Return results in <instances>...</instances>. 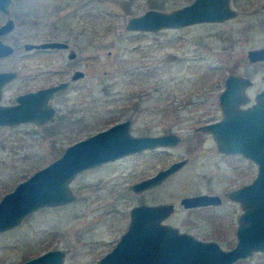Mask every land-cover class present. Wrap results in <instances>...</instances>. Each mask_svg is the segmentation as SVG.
<instances>
[{"label":"rangeland","instance_id":"rangeland-1","mask_svg":"<svg viewBox=\"0 0 264 264\" xmlns=\"http://www.w3.org/2000/svg\"><path fill=\"white\" fill-rule=\"evenodd\" d=\"M188 1L31 0L24 6L26 13H17L15 35L69 37L77 53L73 63L59 52L27 57L16 53L11 64L21 77L67 66L84 70V76L54 98V122L0 126V197L54 159L56 151L127 116L133 134L173 132L179 140L76 173L69 183L73 200L40 207L0 232V264H22L52 247L64 250L63 264H94L126 228L130 208L141 202H172L165 219L181 230L216 240L224 248L236 243L241 207L227 191L248 179L250 168H236L242 166L239 158L218 154L210 132H195L194 127L222 117L219 93L229 73L251 80L242 104L255 102L264 85V60L252 61L248 50L264 46L263 0H230L238 14L222 21L157 31L125 27L128 17L151 6L170 10ZM39 74L29 84L58 80L64 72ZM26 83L16 80L6 94ZM183 157H188L184 166L160 183L139 191L131 187ZM204 192L219 194L222 200L205 207L180 202ZM232 264H264V251Z\"/></svg>","mask_w":264,"mask_h":264},{"label":"water","instance_id":"water-1","mask_svg":"<svg viewBox=\"0 0 264 264\" xmlns=\"http://www.w3.org/2000/svg\"><path fill=\"white\" fill-rule=\"evenodd\" d=\"M261 7L264 8V0ZM237 14L229 0H192L170 10L147 8L128 17L125 27L157 31L195 22L222 21ZM63 45L64 42L56 40L26 44L27 47ZM11 50L12 46L0 44V54ZM248 56L252 61L264 59V46L249 49ZM83 74L84 71L78 69L72 78ZM13 75L11 71H0L3 80ZM250 81L241 74H227L219 93L222 117L198 126L213 135L219 150L238 152L258 164L252 181L227 191L229 197L239 201L242 207L235 230L236 243L224 248L216 240L202 239L162 223L161 220L173 210L172 202H141L130 208L126 229L97 264H232L254 251H264V87L256 93L253 104L241 107L240 104L248 99L245 86ZM67 84L68 81H60L17 95L15 104H0V125L15 126L22 122L40 125L53 121L56 109L48 99ZM130 126L131 119L125 117L75 140L50 162L17 182L0 197V232L16 226L25 215L40 207L73 200L75 195L69 183L81 170L146 148L173 145L179 140L173 132L136 135ZM186 160H174L131 187L139 191L154 186ZM220 201L221 197L216 193L186 195L180 199L181 204L188 207ZM63 256V249L53 247L26 258L22 264H63Z\"/></svg>","mask_w":264,"mask_h":264},{"label":"flooded vegetation","instance_id":"flooded-vegetation-1","mask_svg":"<svg viewBox=\"0 0 264 264\" xmlns=\"http://www.w3.org/2000/svg\"><path fill=\"white\" fill-rule=\"evenodd\" d=\"M191 1L192 0H189L188 2H185V3L181 4V5L187 4V3L191 2ZM29 2H31V0H0V44L12 46V50L11 51L3 53V54H0V71H11V72H14L13 76H10L9 78H6L4 80L0 79V104H3V105L15 104L16 103V96L21 94V93L35 91V90H38V89H40L42 87H45V86H48V85H51V84H55V83L60 82V81H68V84L66 86L56 90L53 93V95L48 99V103L50 105H52L55 109H57L55 104L53 103L54 98L58 95V93H61L66 88H68L71 85L72 82H75L80 77L84 76V74L82 76L77 77V78H72L73 73L76 70L79 69L76 66L71 68V69L67 68L68 66L66 68H54V69H49V70L46 69V70H44L46 72H49V71H52V72H55V73H59L60 72V74L64 72V75L61 76L58 80H49L47 82L35 85V83L29 84V82L33 81L35 79V77L40 75L39 73L44 72V71H39L37 74H35V73L28 74V75L25 74V77H21L20 70L14 68V66L11 64L12 63L11 58L16 53H22L23 56L27 57V56L36 55V54H47V53L59 52L63 56H65V59H66L67 63H73L71 61L75 62L76 61L75 59L77 58L76 50L72 47V43L73 42H72V40L69 37H64L63 38V37H60L57 34H52V35L37 37L35 39H30V38L21 39L19 35H15V29H16V26H17V20H16L17 19V13L18 12L26 13V9L24 10V6L27 3H29ZM229 2H230V0H229ZM181 5H179V6H181ZM179 6H177V7H179ZM151 7L152 8H157L155 6H151ZM151 7H149V8H151ZM172 8H176V7H172ZM51 40L64 42L65 45L59 46V47H37V46L27 47L26 46V44H35V43H40V42H44V41H51ZM5 60L7 61L6 63L4 62ZM258 61H260V60H258ZM21 78H22V82H28V83H26L25 85L23 84V86H21L17 91H14L12 94H9V95L6 94L7 93V89H9V87H11V85H13V83L16 80H19ZM263 87H264V85L260 89H262ZM259 90H257V91H259ZM248 103L247 104H242L241 103L240 106L241 107H247V106L253 104L254 102H251V103L248 102ZM218 104H219L220 109H221V105H220L219 102H218ZM134 109L135 108H132V110H134ZM220 115H223L222 109H221ZM56 116H57V111L55 112L54 120L56 119ZM127 117H129L131 119V123H132V118L130 116H127ZM217 119H218V116L215 119H211V121H214V120H217ZM54 120L53 121H49V122L52 123V122H54ZM28 123L35 124L34 122H28ZM46 123H43V125L46 124ZM41 125L42 124H40L39 126H41ZM199 125L200 124L195 125V127H194V131L195 132L203 131L201 129H198ZM0 126H8V125H0ZM138 135H143V134H138ZM210 136H212L211 138L213 139V135L211 134ZM213 141L216 144V141L214 139H213ZM159 147L160 146H157L155 148H159ZM216 147H217V144H216ZM217 149H218V147H217ZM143 150H148V149L146 148V149H143ZM143 150H141V151H143ZM141 151H138V152H141ZM220 151L221 150L218 151V154H220L222 156H234V157L239 158L241 160L242 166L236 164V168H239L242 172L243 171L247 172L248 168H250V177L248 179H246V180H243L242 182H239L237 184L231 185L230 189L236 188L238 186H241L243 184H246V183H249L250 181H252V179L255 177V174H256L257 168H258V164L253 159H251L249 157H246V156H244V155H242V154H240L238 152H232L231 153V152H223V151L220 152ZM138 152H134V153H138ZM183 158L188 159V157H183ZM100 164H102V163H100ZM184 164L182 166H184ZM227 190H225V191H227ZM237 202H239V201H237ZM211 205H213V204L198 205V206H194V207H205V206H211ZM239 205H240V202H239ZM194 207H191V208H194ZM240 207H241V205H240ZM240 210L242 211V207H241ZM241 211L238 212V213L240 214ZM239 214L237 216V220H238ZM161 222L162 223H169L171 225H174L173 223L169 222L165 218L163 220H161ZM178 229L180 231H187V230H181L180 227H178ZM234 230H236V229L234 228ZM119 237H120V235H119ZM119 237L117 238V240L119 239ZM117 240H116V242H117ZM97 261H98V259H97ZM97 261H95L94 264H97Z\"/></svg>","mask_w":264,"mask_h":264},{"label":"trees","instance_id":"trees-1","mask_svg":"<svg viewBox=\"0 0 264 264\" xmlns=\"http://www.w3.org/2000/svg\"><path fill=\"white\" fill-rule=\"evenodd\" d=\"M61 152H62V151L60 150V151H56L55 153H56V154H57V153H59V154H60ZM59 154H57V156H58Z\"/></svg>","mask_w":264,"mask_h":264},{"label":"bare ground","instance_id":"bare-ground-1","mask_svg":"<svg viewBox=\"0 0 264 264\" xmlns=\"http://www.w3.org/2000/svg\"><path fill=\"white\" fill-rule=\"evenodd\" d=\"M262 60H264V59H262ZM262 60H261V61H262Z\"/></svg>","mask_w":264,"mask_h":264}]
</instances>
